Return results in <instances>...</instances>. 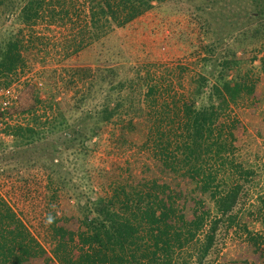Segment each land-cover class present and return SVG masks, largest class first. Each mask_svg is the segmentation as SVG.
I'll use <instances>...</instances> for the list:
<instances>
[{"label": "rangeland", "instance_id": "1", "mask_svg": "<svg viewBox=\"0 0 264 264\" xmlns=\"http://www.w3.org/2000/svg\"><path fill=\"white\" fill-rule=\"evenodd\" d=\"M11 17L1 15L0 31L10 27L17 36L24 66L11 75L9 86L24 97L31 88L38 100L32 114L17 111L23 127L31 126L33 114L51 119L69 108L65 125L46 140L15 145L12 129L17 127H10L0 141V197L48 252L56 229H81L76 220L84 219L85 205L106 198L117 183L156 176L175 194H198L193 184L161 172L162 144L157 150L144 145L152 124L149 112L172 98L179 107L189 103L201 78L207 93L221 63L238 58L240 66L230 64L227 79L239 74L254 84L255 93L231 105L230 133L235 162L253 175L243 180L232 215L264 240V0H168L98 40L90 37L81 15L65 25L31 27L13 24ZM148 87L154 92L144 98ZM115 102L122 103L119 116L104 123L81 152L80 141L72 142L83 136L80 128L88 131L96 113ZM163 154L166 158L168 152ZM204 199L212 210V202ZM216 235L206 264H250L254 254H240L244 236L238 226L224 220Z\"/></svg>", "mask_w": 264, "mask_h": 264}, {"label": "trees", "instance_id": "2", "mask_svg": "<svg viewBox=\"0 0 264 264\" xmlns=\"http://www.w3.org/2000/svg\"><path fill=\"white\" fill-rule=\"evenodd\" d=\"M166 1L0 0V10L3 15H12L13 24L26 27L38 23L65 25L73 16L79 20L81 15L90 37L98 40L113 27L123 28ZM13 35L10 27L0 31V87H8L11 75L24 66L16 48L19 41H14L17 36ZM240 60L223 61L216 84L207 93L201 90L206 81L201 78L202 84L189 103L179 107L172 98L169 105L149 112L152 124L144 145L157 150L158 144H162L165 150L160 155L161 172L193 184L198 193L195 197L180 190L175 194L156 176L143 178L136 184L117 183L106 198L85 205L84 219L76 220L81 222V229L77 232L56 229L51 253L0 197V264H42V261L45 264H206L224 220L229 227L238 226L244 236L240 254L250 256L253 253L248 258L250 264H260L264 257V250L260 248L263 237L251 233L235 221L237 216L232 215L243 180L253 175L235 162L230 133L235 123L231 105L238 97L255 93L254 84L239 74L236 79H227L229 65L240 66ZM262 66L264 69V61ZM92 80L93 77L90 84ZM119 85L121 88V83ZM154 88L148 87L144 98L151 96ZM26 90V97L23 92L19 95L15 111L32 114L38 100L33 89ZM52 104L48 108L51 109ZM121 105L115 102L112 107L108 105L96 113V120L88 131L80 128L83 136L72 142L80 141L81 152L87 151V143L98 136L104 123L119 116ZM68 111L69 108L58 110L51 119L33 114L31 126L12 129L15 145L46 140L50 133L58 132L65 125L64 114ZM164 151L168 152L166 158ZM204 196L212 202V210ZM76 240L81 245H76Z\"/></svg>", "mask_w": 264, "mask_h": 264}, {"label": "built area", "instance_id": "3", "mask_svg": "<svg viewBox=\"0 0 264 264\" xmlns=\"http://www.w3.org/2000/svg\"><path fill=\"white\" fill-rule=\"evenodd\" d=\"M19 89L13 84L0 89V141L9 136L7 128L23 127L19 113L15 110L18 107Z\"/></svg>", "mask_w": 264, "mask_h": 264}]
</instances>
